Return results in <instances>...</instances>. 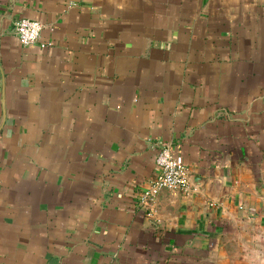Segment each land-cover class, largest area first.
<instances>
[{
	"label": "crops",
	"instance_id": "crops-1",
	"mask_svg": "<svg viewBox=\"0 0 264 264\" xmlns=\"http://www.w3.org/2000/svg\"><path fill=\"white\" fill-rule=\"evenodd\" d=\"M0 264H264V0H0Z\"/></svg>",
	"mask_w": 264,
	"mask_h": 264
},
{
	"label": "built area",
	"instance_id": "built-area-1",
	"mask_svg": "<svg viewBox=\"0 0 264 264\" xmlns=\"http://www.w3.org/2000/svg\"><path fill=\"white\" fill-rule=\"evenodd\" d=\"M43 23L39 19L20 17L14 21V29L22 43L30 44L40 39ZM43 46L46 43H42ZM158 172L142 193V203L154 202L162 189H188L190 167L178 159L169 145L160 147L156 155Z\"/></svg>",
	"mask_w": 264,
	"mask_h": 264
}]
</instances>
